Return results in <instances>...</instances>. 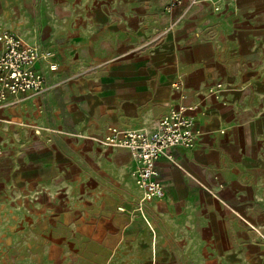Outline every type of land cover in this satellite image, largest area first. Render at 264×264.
<instances>
[{
    "label": "crops",
    "instance_id": "obj_1",
    "mask_svg": "<svg viewBox=\"0 0 264 264\" xmlns=\"http://www.w3.org/2000/svg\"><path fill=\"white\" fill-rule=\"evenodd\" d=\"M167 5L0 0V32L57 66L0 108V264L264 262V0ZM180 105L199 137L140 202L130 151L100 141Z\"/></svg>",
    "mask_w": 264,
    "mask_h": 264
},
{
    "label": "built area",
    "instance_id": "obj_2",
    "mask_svg": "<svg viewBox=\"0 0 264 264\" xmlns=\"http://www.w3.org/2000/svg\"><path fill=\"white\" fill-rule=\"evenodd\" d=\"M183 2L168 0L167 11L170 12ZM196 2L189 0L191 5ZM0 45V108L6 106L11 97L43 93L45 79L36 69V64L43 62L50 71H55L57 66L53 61V53L37 45L24 44L8 31L0 32ZM188 111L182 105L172 109L159 120L153 134L141 129L120 131L110 127L102 137V146L130 151L136 164L133 177L141 192L140 202L163 197V187L157 180L156 162L164 151L177 146L190 149L199 137L200 131ZM119 210L122 211L121 208Z\"/></svg>",
    "mask_w": 264,
    "mask_h": 264
},
{
    "label": "rangeland",
    "instance_id": "obj_3",
    "mask_svg": "<svg viewBox=\"0 0 264 264\" xmlns=\"http://www.w3.org/2000/svg\"><path fill=\"white\" fill-rule=\"evenodd\" d=\"M253 264H255V263H253ZM257 264H264V262H260V261H259V262H257Z\"/></svg>",
    "mask_w": 264,
    "mask_h": 264
}]
</instances>
